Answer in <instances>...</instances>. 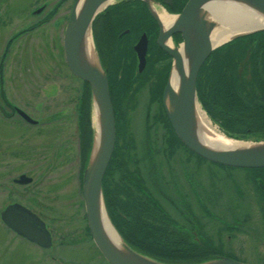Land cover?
Listing matches in <instances>:
<instances>
[{
	"label": "rangeland",
	"instance_id": "374dc122",
	"mask_svg": "<svg viewBox=\"0 0 264 264\" xmlns=\"http://www.w3.org/2000/svg\"><path fill=\"white\" fill-rule=\"evenodd\" d=\"M36 1L0 0V4L7 3L8 10L5 13L8 12L10 16L20 18V22L27 23L30 10ZM60 1L59 12L54 16L55 19L52 26L48 27L51 34L47 35L43 31V33L40 32L29 36V38H23L19 48L12 50L8 54L9 57L4 63L3 70L4 77L6 78V95L8 98L15 100L19 104L23 103L29 109L33 107L31 108L27 102H33L34 106L37 105V109H40L34 110L37 118L42 117L43 114L46 115V112L48 114L55 112L54 116L50 117L52 120L56 118V126L59 128L58 132L60 134L54 135V126L49 122V118L45 120L44 127L38 128L40 129V133L35 134L34 137H30L28 140H17L15 135L9 134L13 136L12 139L16 138V141H13L8 149L3 150L5 152L2 155L4 157L2 162L3 167H0V170L13 174L26 171L30 174L39 175L37 176L38 180L36 183L33 182L30 186L19 188L20 197L25 195L33 196L34 194V203L36 204L34 207L44 216L45 220L51 222L52 219V222H55L57 227L59 225L63 227L64 232L68 231L80 235L81 230L85 226L83 215L85 214V205L83 209L81 202H79L77 188L79 189V185H81L80 172L83 178V167L90 159L94 144L96 132L95 105L91 96L89 103V126L92 128V139L88 152H84V150L82 151L83 140L80 137V131H82V125L86 123L87 117L85 116V105L83 104V97L88 91L87 83L76 74H70L68 65L65 63L62 42L65 26L69 21L71 6L75 0H50V7L56 6ZM120 1L114 0L113 2L117 3ZM153 2L155 7L157 6L166 10L159 2ZM114 3L106 5V7L109 8ZM168 12L178 14L177 12ZM56 21L57 25H54ZM7 29L0 32V36H2L0 37V45L7 35ZM91 30L93 31L94 50L101 69L107 71L105 65L107 64V60L110 61L112 64V69H110L112 72L111 82L115 83L114 79L117 77L115 75L118 71L119 74L117 75L120 78L121 71L119 67L122 65L124 54L116 48V45L113 46L112 43H106L101 33L98 37L95 36L93 28ZM172 39L175 45H178L182 41V36L179 35L178 38ZM108 46L112 50H108ZM117 59L120 60L118 68H116ZM170 72L171 67L169 75ZM169 75L166 77L167 81L163 83L161 88H159L161 84L158 85L156 79H150L151 81L143 85L136 93L133 92V89L136 87L135 82L125 81L126 85L125 87L123 86V92H121L124 93L121 103L126 104V115L124 116L126 128L125 133L122 129L120 133L125 136V141L128 139V132L131 133L132 146L135 148V156H137L138 167L141 169V176L144 177L145 186L153 195L155 194V197L159 199L162 206L170 210L174 218L182 222L178 218V212L182 210L184 213L183 201L187 197L186 194L189 193L193 206L197 208V213L206 222L207 228L214 230L211 226H217V224L211 220L210 212L229 220L232 217L231 215L236 216L237 213H240L236 211L235 205L232 202L229 203L225 195L231 174L229 173L230 171H227L223 175V178H221L218 174L220 173L219 170H221L218 168V165L215 166L211 163H207L206 165L195 161L189 154L184 153L181 148L176 149L173 155L170 153V146L166 142L168 137L166 126L168 124L164 120L163 115L165 114V110L164 101H162L163 88L169 81ZM117 87L119 89L121 85L117 83L115 88ZM198 102L202 107L200 100ZM43 104L48 109L43 110ZM209 119L214 126H217L218 129L220 128L219 130L228 134L220 127L219 123L214 122L210 117ZM127 128L128 131L126 130ZM252 134L250 132L240 136H230L229 134L228 136L236 138V140L264 141L263 134ZM125 141L120 138V142ZM29 146H33L35 152L37 150V154L40 151L39 156L35 157L34 155L31 160H29L30 154L27 158H21V152L24 150L29 151ZM13 150L18 153L17 156L10 153ZM113 168L115 167L113 166ZM233 174L238 173L234 172ZM54 197H59L60 200H55ZM242 198L245 199V197ZM30 201L32 202V200ZM247 201L245 199L246 203L244 205L246 206L248 205ZM106 210L108 211L107 206ZM108 214L110 217V211H108ZM256 226L258 225L256 224ZM3 229L0 225V240L6 238ZM88 234V238L77 245H73L76 240L73 242V240L68 239L65 242L66 246H60L57 253L54 252L55 258L49 259L42 253L33 255V249L26 248V264H109L103 255L100 254L92 238H90L91 234L89 232ZM120 236L127 242L122 233ZM127 243L133 248L132 244ZM232 245L242 248L245 252L243 256L252 264L260 262L259 256L261 253L254 249L257 246L254 236L245 237L238 234V240H235ZM260 250H263V248L260 247ZM202 256H205L206 259L190 263L179 262L177 264H199L201 261L210 262L213 259H218L217 257L225 255L204 253ZM152 258L156 259L155 257ZM195 258L197 257L193 259ZM168 263L176 264L175 262ZM8 264H17V262L11 260Z\"/></svg>",
	"mask_w": 264,
	"mask_h": 264
},
{
	"label": "flooded vegetation",
	"instance_id": "af4514ba",
	"mask_svg": "<svg viewBox=\"0 0 264 264\" xmlns=\"http://www.w3.org/2000/svg\"><path fill=\"white\" fill-rule=\"evenodd\" d=\"M123 1V0H122ZM159 2L166 9L167 7L175 6L178 0H169V3H164L165 0H153ZM144 6L148 7L144 1L141 0ZM118 3V2H117ZM117 3L109 6V8L104 9V11L97 16L98 20L93 22V30L95 32V36H98L100 33L103 37V40H106V43L116 44L119 42L120 46L116 47L120 50L121 53L126 52L125 45L123 44L126 40L128 33H130L131 28L122 27L121 23L130 14L128 11L127 5L135 4L140 6L137 2L127 3L126 2L120 5V8L116 6ZM141 4V3H140ZM50 0H37L32 9L30 10V14L28 16V22H20V18H15L10 16L9 13H5L8 10L7 3L0 4V32L1 30L7 29L6 36L3 42L0 45V167H3V159L2 156L5 152L3 150L8 149L13 141L29 139L30 137H34L35 134L40 133L39 127H44L45 120L50 119L49 122L54 126V135H59L60 132L58 126H56V118L51 119L54 116V113L46 115L43 114L42 117L37 118L34 114V110L37 109V105L34 106V103L27 102L28 105L31 106L32 109L27 108L23 105V103L19 104L15 100L8 98L6 95V78L4 77V63L9 57V53L12 50L19 48L20 42H22L23 38H29L36 33H47L51 34L50 26H52L54 16L58 14L61 1L54 5L52 8L50 7ZM185 6V5H184ZM118 10L115 18L118 19L117 22H104L109 17L110 14L114 10ZM166 11V10H165ZM180 11V10H179ZM168 12V11H167ZM134 13H137L135 10ZM178 13V12H177ZM17 21V22H16ZM68 23V22H67ZM104 23V26L101 28V24ZM125 24V22H124ZM54 25H57V21ZM67 26V24H66ZM65 26V27H66ZM52 28V27H51ZM57 28V26H55ZM65 30V29H64ZM46 31V32H45ZM65 33V32H64ZM145 34L146 38H148V45L150 43V38L148 35L143 32L141 33L136 41L132 44V49L137 41L140 39L139 37ZM180 34L173 35V38H178ZM2 37V36H0ZM99 37V36H98ZM64 38V34H63ZM158 39V38H157ZM63 42V40H62ZM157 42V41H156ZM147 45V48H148ZM108 49V48H107ZM149 49V48H148ZM109 50V49H108ZM134 50V49H133ZM63 52H64V42H63ZM135 52V50H134ZM148 53V51H147ZM65 56V52H64ZM147 56V55H146ZM110 61L107 60V63ZM66 63V59H65ZM147 64V63H146ZM68 65V64H67ZM107 67V72H109V66ZM115 68V67H114ZM69 69V66H68ZM70 74L74 75L70 69ZM143 72V71H142ZM109 78V77H108ZM40 103V102H39ZM29 107V106H28ZM48 109L46 105L43 104V110ZM51 116V117H50ZM52 120V121H51ZM259 121V120H258ZM258 121L248 122L242 125L246 132L253 131L255 133H263L264 125ZM48 122V123H49ZM34 127V129H33ZM15 135L16 138L12 139ZM12 139V140H11ZM116 141V140H115ZM184 144V143H183ZM186 146V145H185ZM187 147V146H186ZM188 148V147H187ZM29 151L21 152V158H27L29 156V160L32 157H35L40 153L37 150L35 152L33 146H29ZM189 149V148H188ZM184 153L189 154L195 161L201 162L203 164L211 163L215 166L218 165L221 178L223 175L230 171L231 174L229 179L228 189L225 193L226 198L229 200V203L232 202L236 208V211L240 213L235 216L231 215V219H225L223 217H219L217 214L210 212L211 220L217 224V226H211L214 230L207 228L206 222L200 216L197 208L193 206L191 201L190 194H186L185 200L183 201V211L178 212V218H174L172 212L165 209L160 203L159 199L155 197L150 191L145 193L146 206L149 208L146 210L145 214L142 216L143 221L148 222L149 224L143 223L138 219H133L132 214L128 218L133 225L134 232H128L127 230H121L128 239L130 243L136 245L141 248H157V246L163 247L161 245H157V243L152 242L150 240H142V233L151 232L152 234H156L160 236L164 241H166L165 245L170 246V253H173V256H176L180 259H189L192 257H200L204 253L217 254V255H225L231 258L238 259L239 261H245L250 264L246 257L244 250L239 246L232 245L235 240H238V234L240 236L245 237H255L257 250L261 255L259 256V263L254 264H264V167L260 168H244V167H233V166H225L220 163H213L207 159L204 161L190 153L187 149H181ZM32 151V152H30ZM192 152V151H191ZM12 155L17 156L18 153L13 150L10 152ZM39 156V155H38ZM112 157V156H111ZM201 157V156H200ZM204 159V158H202ZM36 160V159H35ZM110 164V162H109ZM81 166V165H80ZM217 168V169H218ZM81 169V168H80ZM237 172L238 174L232 173ZM82 173L80 172V180L81 185H79L78 196L79 202H81V206L84 209L85 203L83 202V191H82ZM39 175L30 174L29 172H18L16 173H6L5 171L0 170V225L4 228V239L0 240V264H8L12 260L13 262H17V264H26L27 254L26 248H30L32 250V254H43L47 258H55L54 252L57 253L58 248L61 246H66L65 242L69 240H73V245L80 244L84 239L88 238V225L86 220V212L84 209V223L85 226L83 230H81L80 235H76L73 232H68L63 230L62 226H56L55 222H51L45 220L44 216L39 213L38 210L35 209L34 206V194L25 195L20 197L19 188L26 186H30L33 182H37ZM137 176V175H136ZM138 178V176H137ZM139 179V178H138ZM61 187V185H59ZM81 191V192H80ZM39 194V193H38ZM81 194V195H80ZM32 197L31 199H29ZM245 197L248 201V205H244ZM81 198V199H80ZM54 199H59V197H54ZM243 199V200H242ZM29 200V201H27ZM32 200V202L30 201ZM78 202V200H76ZM16 206H21L25 210L29 212L32 216H35L37 219L41 220L42 225L45 228L44 233L46 237L49 239L48 247H44L40 245V243L34 242V240L30 238H26L22 235V233L18 230H15L8 223V220H11L17 226L19 223H22V215L18 212ZM151 206V207H150ZM185 208V209H184ZM175 215V214H174ZM176 216V215H175ZM53 218V216H52ZM117 219V218H116ZM118 220V219H117ZM141 223V224H135ZM31 224V228L33 229L34 225L31 223V220L28 223ZM118 225L122 227V224L118 221ZM256 224L258 226H256ZM22 227V226H21ZM38 227V226H37ZM19 228V227H18ZM30 229V228H29ZM31 230V229H30ZM29 230V231H30ZM34 230V229H33ZM141 231V232H139ZM31 232V231H30ZM254 234V235H253ZM253 235V236H252ZM92 238V237H90ZM93 240V239H92ZM226 240V241H225ZM96 245V244H95ZM164 245V246H165ZM232 245V247H231ZM29 246V247H28ZM97 247V246H96ZM260 247L263 250H260ZM42 250V251H41ZM38 251V253H36ZM41 251V252H40ZM168 252V250L166 251ZM101 254V253H100ZM105 258V257H104Z\"/></svg>",
	"mask_w": 264,
	"mask_h": 264
},
{
	"label": "trees",
	"instance_id": "16d2710c",
	"mask_svg": "<svg viewBox=\"0 0 264 264\" xmlns=\"http://www.w3.org/2000/svg\"><path fill=\"white\" fill-rule=\"evenodd\" d=\"M127 3L137 2L140 6L127 5V9L130 11L128 18L122 21V27L131 28L130 33H128L125 42L123 43L126 48L124 51V58L122 59V65L120 66V60H116V68L120 66V78H118L119 71L116 73L114 82L112 81V72L110 69L111 62L106 65L109 66V73L107 72V77H109V92L111 93V101L114 108L115 114V125H116V141L115 148L112 153V158L110 164L107 166V170L103 176L102 190L103 198L107 206L108 211H110V220L114 223L116 229L127 242L125 234L121 230H127L128 232L133 231V225L131 221L128 220L132 214L133 219H138L142 224H149L144 222L143 215L146 210L149 209L146 206V191L149 192L144 183V177L141 176V169L138 167V159L135 148L132 142V135L128 132V139L125 141V136L121 135V129L125 133V120L126 115V104H122V97L124 93L122 89L125 87V81L131 83L135 82V88L133 92L139 91L143 85L149 83L150 79H156L158 81L159 88L167 80L169 75L170 67L172 64V58L168 55L162 48L157 45V35L159 31V26L151 16L148 7L144 6L141 0H123L116 4L120 8V5ZM187 0H178L175 6L167 7L168 11L178 12L181 10ZM141 3V4H140ZM135 10L137 13H134ZM118 10H114L110 14V17L104 21L117 22L118 19L114 16ZM98 18H95V21ZM108 21V22H107ZM125 22V24H124ZM104 23L101 24V28ZM145 32L150 38V43L148 45V53L146 56L147 66L144 71L137 73V60L136 54L132 49V44L136 41L137 37ZM122 44V43H121ZM119 42L112 44L116 47L120 46ZM108 46L109 50L112 48ZM200 69L197 76V94L198 100L202 104L203 110H206L209 117L219 123L220 127L226 131L230 136L245 135L251 132L254 134L264 135V132L255 133L253 131L246 132L242 128L245 123H250L252 121H258L264 125V30L254 31V33L244 34L243 36L235 37L222 46L215 48L209 55ZM160 78V79H159ZM161 80V81H160ZM160 81V83H159ZM119 83L121 87L115 88V85ZM87 93L83 97V104L85 105V116L86 123L82 125L81 139L83 140L82 151L88 152L89 144L92 139V128L89 126V109H90V86L87 83ZM159 92L160 89H158ZM165 122L168 124L166 126L167 139L166 142L170 146L169 151L173 155L176 149H187L190 151L185 144L181 142L177 134L172 129L171 123L168 121L166 112L163 115ZM128 131V128L126 129ZM253 135V134H252ZM120 138L125 142H120ZM130 140V142H129ZM129 144V145H128ZM172 145V146H171ZM132 147V149H131ZM131 149V151H130ZM192 155H195L202 159L197 153L190 151ZM113 166L115 168H113ZM113 169H112V168ZM138 178H137V176ZM151 207V206H150ZM118 220H117V219ZM122 224V227L117 224V222ZM141 224V223H135ZM150 225V224H149ZM141 232V231H139ZM142 240H150L161 245L163 247L157 246V248H141L136 245L133 248L144 254H148L155 257L157 260L160 259L164 262H179L190 263L198 262L200 260L206 259L205 256H200L193 259L190 256L189 259H180L173 256L170 251V246H166L164 241L160 236L152 234L151 232L142 233ZM165 245V246H164ZM168 250V252H166Z\"/></svg>",
	"mask_w": 264,
	"mask_h": 264
},
{
	"label": "water",
	"instance_id": "95a60500",
	"mask_svg": "<svg viewBox=\"0 0 264 264\" xmlns=\"http://www.w3.org/2000/svg\"><path fill=\"white\" fill-rule=\"evenodd\" d=\"M79 1L80 0H75L71 6V13L68 18L69 21L64 30L63 42L65 59L70 71L89 84L90 94L94 100L95 107L97 106L99 109L100 115L101 140L99 151L96 156L92 157L94 149L92 146L90 159L83 167V202L85 203L89 232L91 233L94 244H96L98 250L109 264H171L159 260L157 261L150 257V255H146L132 248L122 239L120 232L117 231L114 223L111 222L108 211L106 210L102 183L103 176L115 148V114L113 104L111 103V94L109 93L107 72L101 69L100 63L99 68L83 65L80 59V50L83 37L88 32V29L91 30L95 17L107 8L106 6L102 8V6L109 0H85L81 8L78 9L77 5ZM142 1L148 5L150 14L160 26L157 45L172 58L171 71L172 67H175L180 75L181 81L178 92L172 89L168 78L169 81L164 86L162 95L164 110L168 121L171 123L172 129L177 134L178 138L193 153H197L202 158L213 163H220L225 166L229 165L238 168L264 167V146L246 149H213L199 142L195 136V132H193L194 108L196 102L199 101L196 89L197 76L204 61L210 57L209 55L215 48L222 46L223 43L233 40L235 37L243 36L244 34L264 30V27L234 35L230 40L220 45L213 46L211 45L209 35V27H211L213 23L209 25L200 14L202 6L210 0H188L177 15L172 14L176 16V20L167 31L163 30V26L158 17L153 14L151 7V4L154 3L153 0ZM235 1L247 2L264 14V0ZM169 2V0L164 1V3ZM175 34H180L182 36V41L179 42L177 46L182 43L186 53L192 57L188 72H186L184 58L179 52V49L166 45V40L173 38ZM139 38L140 39L134 45L133 49L135 50L137 60L136 70L137 72H142L147 63L148 38H146L145 34H142ZM166 98L170 101L171 109L166 106ZM102 204L107 213L109 222L119 236L123 251L119 250L115 244L113 245V243L108 240L106 233H104L101 211ZM16 208L23 217L22 223L16 226L13 221L6 219L9 222L8 224L15 228V230L20 231L24 237L30 238L44 247H48L49 239L44 235V233L47 234V232L41 220L29 214V212L21 206H16ZM30 220L34 225V230L31 228V224H28ZM217 258L218 259H213L210 262L201 261L199 264H249L227 256Z\"/></svg>",
	"mask_w": 264,
	"mask_h": 264
},
{
	"label": "bare ground",
	"instance_id": "6f19581e",
	"mask_svg": "<svg viewBox=\"0 0 264 264\" xmlns=\"http://www.w3.org/2000/svg\"><path fill=\"white\" fill-rule=\"evenodd\" d=\"M84 1L85 0H80L78 2V9L81 8V5ZM113 1L114 0H109L103 4L102 8L106 5L114 3ZM151 5L153 14L158 17L163 26V30L167 31L176 20V16L165 11L164 9L158 8L157 6L155 7L153 4ZM200 14L209 25L213 23L212 26L209 27L210 42L213 46L220 45L223 42L230 40L234 35L264 27V14L261 11H258L254 6L244 1L210 0L202 6ZM92 33L93 31L88 29V32L83 37L80 50V59L83 65L99 68V61L97 60V55L94 50V38L92 37ZM166 45L168 47H177L179 49V52L184 58L186 72H188L192 57L186 53L182 43L177 46L175 45L173 39L169 38L166 40ZM169 80L172 89L175 90V92H178L181 79L179 72L175 67H172ZM165 101L166 106L171 109L168 98H166ZM194 110L195 114L193 119V132H195L197 140L205 146L207 145L213 149L220 148L226 150L254 147L260 148L264 146V141L252 142L249 140H236V138H231L228 136V134H225L223 131L219 130L220 128L218 129L217 126L213 125L206 111L203 110L199 102H196ZM94 115L96 132L94 136L95 141L93 145L94 149L92 157L96 156L98 153L101 140L100 115L97 106L95 107ZM101 211L104 233H106L108 240H110L113 245L115 244L119 250L123 251V246L120 243L119 236L109 222L103 204L101 205Z\"/></svg>",
	"mask_w": 264,
	"mask_h": 264
}]
</instances>
